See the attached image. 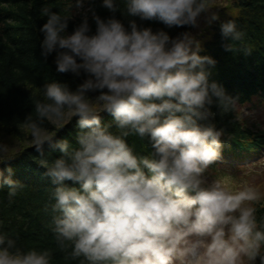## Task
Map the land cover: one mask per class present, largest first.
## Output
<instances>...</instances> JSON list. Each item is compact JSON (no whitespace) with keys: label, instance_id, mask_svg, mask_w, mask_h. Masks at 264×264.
<instances>
[{"label":"clouds","instance_id":"9594fccd","mask_svg":"<svg viewBox=\"0 0 264 264\" xmlns=\"http://www.w3.org/2000/svg\"><path fill=\"white\" fill-rule=\"evenodd\" d=\"M213 2L102 0L112 13L107 18L97 13L93 0H70L71 16L48 4L41 7L40 15L47 17L39 28L41 55L47 59L55 53L58 73L86 75L75 90L66 81L46 82L35 112L23 121L41 154L40 164L56 185L50 191L49 227L65 259L80 264H255L259 258L264 264L258 185L233 187L207 175L222 156L226 131L217 126L212 106L224 115L246 105L211 79L218 61L202 54L204 28L220 19ZM76 16L82 20L69 31ZM130 17L190 27L172 36ZM232 17L220 24L226 49L251 53L238 49L246 33ZM90 19L96 22L94 31ZM104 111L114 117L107 125ZM75 116L81 129L78 144L49 135L46 121L62 128ZM133 135L146 141L144 151L128 142ZM46 142L63 155L51 158ZM14 146L0 141V164L14 157ZM8 172L5 176L0 169V188L9 185L11 199L23 184L13 179L11 168ZM3 223L0 264H53V249L20 245Z\"/></svg>","mask_w":264,"mask_h":264},{"label":"trees","instance_id":"16d2710c","mask_svg":"<svg viewBox=\"0 0 264 264\" xmlns=\"http://www.w3.org/2000/svg\"><path fill=\"white\" fill-rule=\"evenodd\" d=\"M70 0H0V141L13 145L10 154L12 159L0 164L5 176L8 169L13 170V179L23 186L17 194L9 199V185L0 188V220L3 230L15 236L18 243L27 247L51 248L54 253L53 264H80L79 259H65V251L60 249L49 224L52 219L50 200L51 188L56 187L52 177L46 175L47 169L40 164V152L32 144L30 130L23 121L35 112V101L43 98L42 86L54 79L69 82L75 90L86 78L71 72L56 71L55 53L47 59L41 55L40 40L43 34L39 32L47 21L40 15L44 4L50 5L54 11H62L73 15L74 9L69 7ZM97 13L107 18L111 11L102 6V0H93ZM123 7V5H121ZM232 16H235L246 35L243 42H237L239 48H250L251 53L227 50L226 41L221 32L222 21L213 27L209 38L203 42V55L213 56L218 63L212 68L211 79L221 83L228 93L239 96L241 103H246L257 97L264 96V0H237L233 3ZM117 17L127 19L122 12ZM154 30L164 28L172 36L188 30L190 26H175L169 28L160 21H140ZM129 18V19H130ZM82 20L76 16L69 23V31H73ZM93 31L96 28L94 19H90ZM192 31L195 28L191 29ZM95 95V94H92ZM217 113L215 121L218 127L226 129L222 137L223 144L236 150L247 149L264 140V135L254 133L245 126L240 111L236 114L221 115L216 105L212 106ZM102 122L107 125L114 117L104 111ZM78 116L60 128L46 121L49 135L54 140L68 139L73 145L78 144ZM115 128V125H113ZM128 142L136 146L137 151L146 149V141L138 136H129ZM46 153L55 159L63 155L59 149H54L45 143ZM72 184V181H68ZM76 186H79L78 184ZM259 219H264V206L257 208Z\"/></svg>","mask_w":264,"mask_h":264},{"label":"rangeland","instance_id":"374dc122","mask_svg":"<svg viewBox=\"0 0 264 264\" xmlns=\"http://www.w3.org/2000/svg\"><path fill=\"white\" fill-rule=\"evenodd\" d=\"M237 0H214L213 7L216 9V11L219 13L220 19L215 21L211 26H207L204 28L203 34L200 36V39L204 42L206 41L210 34L212 33L213 27L215 24L219 21L226 20L229 18L233 12V3ZM195 31H198V29H195ZM253 105H249L245 107V109H249L252 112H249L245 109L240 110L241 118L243 119V122L246 123V125L250 127L259 128L260 130H264V108H252ZM66 122V121H65ZM13 149V148H12ZM264 167V166H263ZM230 174V173H228ZM240 177L235 179H232V181L228 182L231 186L237 187L242 182H246L248 179L252 177V174L250 172H241ZM230 179V178H229ZM256 185H258L260 191H261V199H264V179H257L255 182Z\"/></svg>","mask_w":264,"mask_h":264}]
</instances>
